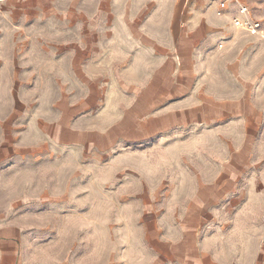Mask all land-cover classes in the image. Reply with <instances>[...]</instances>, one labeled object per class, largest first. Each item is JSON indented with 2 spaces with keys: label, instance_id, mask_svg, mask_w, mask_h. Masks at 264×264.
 I'll return each instance as SVG.
<instances>
[{
  "label": "rangeland",
  "instance_id": "rangeland-1",
  "mask_svg": "<svg viewBox=\"0 0 264 264\" xmlns=\"http://www.w3.org/2000/svg\"><path fill=\"white\" fill-rule=\"evenodd\" d=\"M120 8L0 0V264H173L154 230L180 221L202 187L225 198L203 209V230L264 232V111L258 127L164 126L153 111L129 121L139 94L126 84L151 82L133 61L150 53L113 22ZM108 58L125 77L97 70Z\"/></svg>",
  "mask_w": 264,
  "mask_h": 264
},
{
  "label": "crops",
  "instance_id": "crops-1",
  "mask_svg": "<svg viewBox=\"0 0 264 264\" xmlns=\"http://www.w3.org/2000/svg\"><path fill=\"white\" fill-rule=\"evenodd\" d=\"M239 6L247 7L252 18L264 25V0H237L224 9L217 0H121L113 22L131 37L130 44L143 46L150 53L145 60L133 61L138 79L148 77L151 82L146 86L140 80L126 84L139 94L137 105L127 109L129 121L143 120L153 111L164 126L210 125L225 120L250 127L262 123L264 39L234 27ZM90 11L100 13L99 9ZM161 15H167L165 23ZM162 28L167 30L164 42L157 32ZM106 40L108 45L124 44L116 38ZM125 67V62L108 58L97 70H116L125 77ZM207 83L216 89L205 93ZM238 169L237 162L223 168L221 173L229 175L223 182ZM217 190L199 188L180 221L170 223L169 230L165 225L163 230H154L159 250L173 264H264L262 230L230 229L229 224L218 230L201 228L203 209L225 199L218 197L221 193Z\"/></svg>",
  "mask_w": 264,
  "mask_h": 264
},
{
  "label": "built area",
  "instance_id": "built-area-1",
  "mask_svg": "<svg viewBox=\"0 0 264 264\" xmlns=\"http://www.w3.org/2000/svg\"><path fill=\"white\" fill-rule=\"evenodd\" d=\"M219 7L224 9L227 4L237 2V0H217ZM233 25L240 31L250 35L258 36L264 39V25L252 18V15L247 7L239 6L238 15L233 19Z\"/></svg>",
  "mask_w": 264,
  "mask_h": 264
}]
</instances>
